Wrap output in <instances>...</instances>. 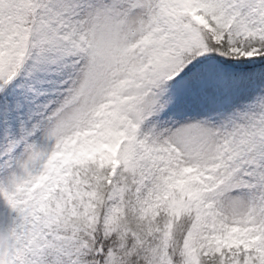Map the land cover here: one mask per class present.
Returning <instances> with one entry per match:
<instances>
[{
  "label": "snow or ice",
  "instance_id": "6c2138e0",
  "mask_svg": "<svg viewBox=\"0 0 264 264\" xmlns=\"http://www.w3.org/2000/svg\"><path fill=\"white\" fill-rule=\"evenodd\" d=\"M0 264H264V0H0Z\"/></svg>",
  "mask_w": 264,
  "mask_h": 264
}]
</instances>
